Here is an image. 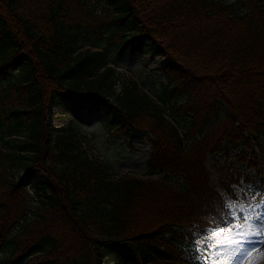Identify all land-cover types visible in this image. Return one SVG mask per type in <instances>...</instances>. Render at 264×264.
I'll return each mask as SVG.
<instances>
[{"label":"trees","instance_id":"obj_1","mask_svg":"<svg viewBox=\"0 0 264 264\" xmlns=\"http://www.w3.org/2000/svg\"><path fill=\"white\" fill-rule=\"evenodd\" d=\"M111 1L0 0V264H103L118 242L188 264L175 225L231 223L233 184L264 180V0ZM141 45L165 55L156 96L111 63ZM73 98L113 134L149 135L150 176L114 175L76 122L52 131V104ZM238 147L244 166L210 162ZM15 169L44 172L35 199Z\"/></svg>","mask_w":264,"mask_h":264},{"label":"rangeland","instance_id":"obj_2","mask_svg":"<svg viewBox=\"0 0 264 264\" xmlns=\"http://www.w3.org/2000/svg\"><path fill=\"white\" fill-rule=\"evenodd\" d=\"M97 5L102 9H108L110 13L113 12L112 1L108 0H97ZM110 26L105 27L102 32L99 33L100 38L106 36ZM93 32L89 31L90 36ZM82 47L90 44L89 38H82ZM149 42V40H148ZM106 43L108 50L114 53V47L108 41ZM103 45V44H101ZM100 46V45H97ZM141 45L136 47L128 48L124 53L117 54L115 59L111 61L113 65L122 73L124 76H134L138 78L139 83L147 89L151 94L155 95L160 91L162 82L166 80V74L163 68V60L165 55L148 49L147 45ZM114 55V54H113ZM116 86L119 88L121 82L117 80ZM156 96V95H155ZM52 115H51V129L53 132L60 131L65 128L70 122H76L80 131L89 136L87 144L91 153L97 154L112 164V172L114 175L123 173H135L145 174L147 170V161L151 154V143L150 137L144 131H133L123 132L119 134L112 133L111 124L105 121L103 110H94L79 101L77 98L65 99L62 102L52 104ZM183 119V118H182ZM182 119H178L183 122ZM253 146L257 155L260 156L264 166V134H260L259 138H253ZM240 149H231L229 152L219 151L212 155L210 162L218 160V162H224L227 158L235 160L236 164L244 166V162L240 158ZM246 151L249 148L245 149ZM250 151V150H249ZM213 159V160H212ZM254 175V181L245 182L243 185L251 184L254 189H264V180L260 179V176L256 173L255 169L250 168L249 170ZM16 175L19 179H22L26 184L29 185L30 194L35 199V189L38 186L36 178L44 172L42 170L35 174H29L25 170L15 169ZM216 175V174H215ZM145 176H150L145 174ZM233 185L238 186L234 189L237 195L229 197L227 203L231 201H238L243 203L246 207L248 206L250 195L247 191H241L239 183ZM31 195V196H32ZM257 199H259L257 197ZM255 203V201H252ZM262 209H256L261 211ZM233 222V221H232ZM239 223V221H236ZM215 227L214 225H208L206 228ZM176 230L182 232L185 238H188L192 234L191 246L193 240V234L203 235V232L195 228L193 225H175ZM113 250H110L104 257L103 264H141L138 253L132 246L126 243L118 242L112 245ZM206 248V245L202 246V250ZM216 251L220 252L221 255L227 253L224 249L219 248ZM2 252H0V255ZM208 257L209 259H204ZM204 260V264H212L213 261L219 260L220 257L212 250H204V255L201 257ZM189 264V263H188ZM243 264H264V246L255 250L253 254L243 261Z\"/></svg>","mask_w":264,"mask_h":264},{"label":"snow or ice","instance_id":"obj_3","mask_svg":"<svg viewBox=\"0 0 264 264\" xmlns=\"http://www.w3.org/2000/svg\"><path fill=\"white\" fill-rule=\"evenodd\" d=\"M237 187L233 185L232 189ZM240 190L250 194L248 206L238 201L226 203L225 207L230 209L228 215L233 218V222L224 226L216 224L215 227L206 228L202 236L193 234L190 254L186 257L189 264H204L201 257L204 255V250L209 249L220 257L212 264H243V261L255 250L264 246V189L257 190L251 184L241 183ZM256 209L262 210L256 211ZM212 219L215 220V217ZM203 245H206L204 250H202ZM219 248L224 249L227 254L221 255L216 251ZM204 259L209 258L204 257Z\"/></svg>","mask_w":264,"mask_h":264}]
</instances>
